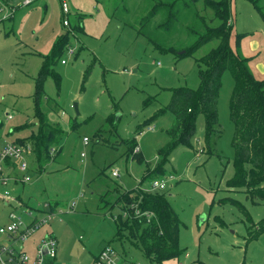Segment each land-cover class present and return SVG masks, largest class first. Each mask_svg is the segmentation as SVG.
<instances>
[{"label": "rangeland", "instance_id": "obj_1", "mask_svg": "<svg viewBox=\"0 0 264 264\" xmlns=\"http://www.w3.org/2000/svg\"><path fill=\"white\" fill-rule=\"evenodd\" d=\"M204 1L196 0L194 9L209 26H218ZM28 2L23 6L21 0L12 12L0 7V16L4 11L8 16L0 19V148L4 141L29 147L25 171L4 167L11 178L0 187V194L9 191L7 199L0 197V223L8 221L11 205L21 214L27 208L41 215L49 204L61 213L26 240L30 256L36 255L37 235L51 231L58 253L51 263L45 257V264H85L107 244L125 254L130 264H149L125 227L118 231L116 221L128 217L123 215L127 201L120 199L124 192L131 191L132 198L135 192L159 193L167 195L185 226L179 233L183 248L179 258L197 264H264V233L251 239L264 218V202L250 201L242 187L226 186L234 175L235 156L230 71L221 75L220 135L213 139L210 152L204 147V117L198 114L187 142L169 151L160 172L150 170L175 120L170 111L160 110L169 102L171 89L198 86L197 59L215 48L218 40L207 41L191 54H178L197 39L186 31L191 17L180 15L169 32L160 28L159 11L144 23L154 0H66V16L61 0ZM228 11L229 48L245 59L255 79L263 80L264 0H228ZM63 18L69 26L62 24ZM62 39L38 105L62 134L50 145L51 157L40 167L33 152L38 133L36 78ZM147 124L155 128L139 134ZM133 142L139 146L137 153H131ZM112 168L119 170L118 177L110 175ZM161 178L165 188L151 190V181ZM231 200L242 204L248 216ZM4 239L0 235V244Z\"/></svg>", "mask_w": 264, "mask_h": 264}, {"label": "trees", "instance_id": "obj_2", "mask_svg": "<svg viewBox=\"0 0 264 264\" xmlns=\"http://www.w3.org/2000/svg\"><path fill=\"white\" fill-rule=\"evenodd\" d=\"M7 5L19 6L21 0H3ZM196 0H154L150 13L144 18V23L154 12L163 14L160 28L167 32L171 30L176 19L184 14L191 17L186 31L189 35H196L197 39L185 48L183 53L191 54L197 48L211 39H217L218 45L197 59L198 86L195 89L178 87L171 89L169 102L160 111H170L175 120L167 130L168 141L158 151L157 164L152 172H160L167 154L179 143L187 142L195 131V120L198 114L204 117L203 140L206 153L210 152L213 139L220 135L217 118V100L221 87V75L225 70L230 71L234 85L229 99L230 119L234 125L232 147L234 149V175L226 186L244 188L247 196L253 203L264 202V79L257 80L248 71L245 59L233 53L228 46V0H205V6L210 8L219 20L216 27L209 26L203 16L194 9ZM19 3V4H17ZM63 39L53 53L48 56L38 73L35 86V114L38 120V133L34 135L33 152L39 166H43L51 157L49 147L57 142L62 134L61 129L49 123L46 115L39 109V100L42 96V83L49 70L50 64L61 49ZM177 52V51H176ZM180 55V56H182ZM58 81V77H55ZM143 126L137 132L143 130ZM16 143V142H15ZM20 144V142H18ZM17 143V144H18ZM130 147L134 152L136 142ZM140 151V150H139ZM138 151V152H139ZM139 159V158H137ZM249 165L246 172L245 165ZM42 169V168H39ZM145 172L144 177H146ZM133 193L126 191L121 195V201H127L126 210L129 216L122 219L119 216L118 231L125 227L133 244L139 247L149 260V264H164L179 258L183 248L179 246L181 224L176 212L171 207L168 197L159 193ZM132 196V197H131ZM124 201V202H125ZM131 203H137L141 212L149 211L153 215L149 220L145 216L135 217ZM231 203L239 211L248 216V212L236 200ZM258 230L251 239L264 233V218L258 222ZM165 263V264H166Z\"/></svg>", "mask_w": 264, "mask_h": 264}, {"label": "built area", "instance_id": "obj_3", "mask_svg": "<svg viewBox=\"0 0 264 264\" xmlns=\"http://www.w3.org/2000/svg\"><path fill=\"white\" fill-rule=\"evenodd\" d=\"M24 3H28L25 0ZM61 9L63 15L68 13V5L66 0H61ZM64 26H69L67 18L62 19ZM69 52H72L69 49ZM61 63H65V59L60 60ZM10 118V115L8 116ZM155 125H149L143 130L139 131L142 134L146 130H153ZM84 144H88V138L83 137ZM29 151V147H23L20 144L10 141H4L0 148V187H6L8 180L11 178L5 173L4 167L17 168L20 171L27 169V162L25 159L26 151ZM139 151V146H135L134 152ZM112 177L119 176V170L112 168L110 170ZM18 181L17 178H13ZM22 181V180H21ZM151 190H163L165 188L164 179H153L150 183ZM2 199L9 197V191L4 190L0 194ZM6 205L10 204L8 201H4ZM137 203H131L130 207L133 209L135 217L145 216L147 220L153 215L149 211L141 212L136 205ZM47 210H42L41 215H34L32 210L25 208L24 214L19 213L16 206H11L8 212V221L0 224V235L4 236V244H0V264H45V257L48 258L50 263L57 255V239L51 233L47 231L40 241L36 244V255L30 256L24 249L23 244L26 240L33 235L40 227L49 224V221L53 216L61 213L60 209L51 207L49 204H45ZM124 216H129L128 210L123 213ZM6 241V242H5ZM17 244V246L15 245ZM187 255V254H186ZM47 263V262H46ZM47 263V264H50ZM86 264H130L125 258V254L118 252L114 247L110 245L103 246L89 263ZM166 264H195L194 262H188L186 257L176 258Z\"/></svg>", "mask_w": 264, "mask_h": 264}, {"label": "crops", "instance_id": "obj_4", "mask_svg": "<svg viewBox=\"0 0 264 264\" xmlns=\"http://www.w3.org/2000/svg\"><path fill=\"white\" fill-rule=\"evenodd\" d=\"M25 1V0H24ZM29 1V0H28ZM28 4H30V2H28V3H26L25 5H23V6H27ZM2 6V9L4 8L5 9V11L6 10H8V11H11L12 12V10H11V7H10V5H7L3 0H0V7ZM20 7H22V6H20ZM1 9V8H0ZM4 11V13H5V15H6V12ZM5 15L4 14H2L1 16H0V19L1 20H5L6 18H8V16L5 18ZM3 18H5V19H3ZM17 201V203L18 202H20V203H18L19 205H21L22 204V201L19 199V200H16ZM18 205V206H19ZM11 206H13V205H11ZM20 208H22V206H20ZM25 208V207H24ZM9 210H10V208H9ZM9 212V211H8ZM0 224H3V223H0ZM47 232V231H46ZM46 232H42V233H40V234H38L37 235V243L40 241V239L43 237V235L46 233ZM36 242H34V245H36L37 244ZM25 244V243H24ZM24 244H23V249L28 253V251L26 250V248H25V246H24ZM101 249V248H100ZM99 249V250H100ZM99 250H97L95 253H92V255H91V257L89 258V260L86 262V263H89L90 261H91V259H92V256L93 255H95ZM57 253H58V249H57ZM29 254V253H28ZM85 263V264H86ZM195 264H197L196 262H195Z\"/></svg>", "mask_w": 264, "mask_h": 264}, {"label": "water", "instance_id": "obj_5", "mask_svg": "<svg viewBox=\"0 0 264 264\" xmlns=\"http://www.w3.org/2000/svg\"><path fill=\"white\" fill-rule=\"evenodd\" d=\"M183 52H184V51H181V52H179V53H183ZM73 107H74L75 111L77 112V104H76V103L73 104Z\"/></svg>", "mask_w": 264, "mask_h": 264}]
</instances>
